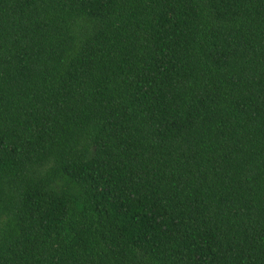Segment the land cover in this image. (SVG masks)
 Wrapping results in <instances>:
<instances>
[{"label":"trees","instance_id":"trees-1","mask_svg":"<svg viewBox=\"0 0 264 264\" xmlns=\"http://www.w3.org/2000/svg\"><path fill=\"white\" fill-rule=\"evenodd\" d=\"M0 264H264V0H0Z\"/></svg>","mask_w":264,"mask_h":264}]
</instances>
